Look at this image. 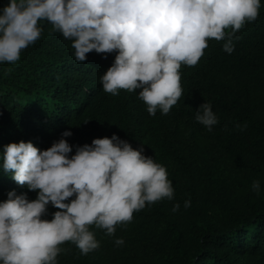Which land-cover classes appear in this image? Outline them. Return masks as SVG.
Masks as SVG:
<instances>
[{"label": "trees", "instance_id": "trees-1", "mask_svg": "<svg viewBox=\"0 0 264 264\" xmlns=\"http://www.w3.org/2000/svg\"><path fill=\"white\" fill-rule=\"evenodd\" d=\"M38 24L40 37L19 60L0 63V152L20 140L46 149L64 130L72 145L116 133L164 165L174 188L173 199L146 203L112 235L89 225L98 247L82 254L65 241L57 264H264V0L256 19L232 34L231 53L222 48L229 27L224 39H208L195 65L181 64L182 94L167 114L150 115L139 89L103 91L100 76L115 51L92 50L77 62L71 40ZM204 101L218 117L211 131L194 119ZM12 189L36 197L0 169V200ZM56 210L49 204L45 218Z\"/></svg>", "mask_w": 264, "mask_h": 264}, {"label": "clouds", "instance_id": "clouds-1", "mask_svg": "<svg viewBox=\"0 0 264 264\" xmlns=\"http://www.w3.org/2000/svg\"><path fill=\"white\" fill-rule=\"evenodd\" d=\"M261 0H8L0 7V63H15L21 50L35 42L48 21L52 29L71 40L73 56L116 52L100 76L102 89L116 95L119 89L137 95L155 115L167 114L182 94L181 64L195 65L209 38L224 39L234 50L231 36L259 13ZM194 119L211 131L218 117L204 101ZM64 130L58 140L40 149L31 140L11 142L0 152V169L18 185L0 200V264H57L60 245L71 241L87 254L99 241L89 225L104 229L132 219L133 212L163 198L174 197L166 167L134 148L116 133L91 143L72 145ZM75 152L71 155L72 149ZM257 194L258 179L251 183ZM73 197L72 199H68ZM184 200V207L190 206ZM58 210L45 218L48 205ZM180 208L173 204L172 211ZM115 245L124 243L116 237Z\"/></svg>", "mask_w": 264, "mask_h": 264}]
</instances>
